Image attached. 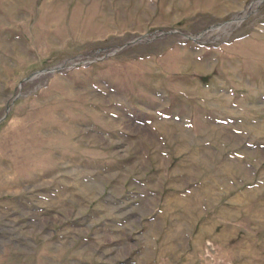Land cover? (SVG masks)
<instances>
[{"label":"rangeland","instance_id":"rangeland-1","mask_svg":"<svg viewBox=\"0 0 264 264\" xmlns=\"http://www.w3.org/2000/svg\"><path fill=\"white\" fill-rule=\"evenodd\" d=\"M160 254L264 264V0H0V264Z\"/></svg>","mask_w":264,"mask_h":264},{"label":"crops","instance_id":"crops-1","mask_svg":"<svg viewBox=\"0 0 264 264\" xmlns=\"http://www.w3.org/2000/svg\"><path fill=\"white\" fill-rule=\"evenodd\" d=\"M188 260V258H184L183 261V259H178V257L173 259L168 254H160L159 257L156 259L155 264H181L182 262H185V264H187Z\"/></svg>","mask_w":264,"mask_h":264}]
</instances>
